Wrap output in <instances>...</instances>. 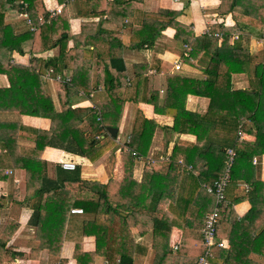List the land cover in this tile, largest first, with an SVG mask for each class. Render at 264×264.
<instances>
[{
  "label": "trees",
  "instance_id": "obj_1",
  "mask_svg": "<svg viewBox=\"0 0 264 264\" xmlns=\"http://www.w3.org/2000/svg\"><path fill=\"white\" fill-rule=\"evenodd\" d=\"M46 1L0 0V71L9 76L21 111L51 119L50 131L36 130L39 138L44 140L36 151L41 154L46 145H52L96 161L115 145V136L107 134L102 141L97 139V129L101 126L119 128L126 103L136 102L140 91L141 100L152 103L157 112L174 116L172 131L195 133L199 143L204 139L211 140L202 152L205 154H200L203 165L210 166V169L209 173L200 171L196 176L191 173L183 175L180 199L178 205H173L167 199L171 194L159 188V184L165 182V171L178 152L186 170L187 164L191 163L189 154L196 156V151L192 146L178 145L173 153L166 155L167 158L156 154L149 157L157 122L146 117L141 109L136 112L128 149L122 152L124 174L120 180L111 177L102 183L84 179L80 163L72 170L57 165L56 176L50 177L46 173V162L40 158H29L33 160L30 161L27 157L20 162L6 158L3 162L0 155V179H7L8 173L12 172L11 169L6 171L7 166L20 165L26 169L27 176L23 199L19 188L0 195V207L11 204V215L0 227V264H9L21 254L8 242L20 226L17 209L30 199L36 205L29 220L34 227L29 257L37 259V264L47 263L40 257L43 251L59 259L58 264H67L68 259L62 257L61 252L67 239L66 222L74 214L80 218L82 235L95 238L93 250H85L83 241H76L74 257L77 264H96L99 256L108 264H135L136 254L143 252L144 248L137 242L133 227H137L139 233L153 230L154 257L151 264H196L204 251L202 229L208 210L197 209L191 202L202 184L207 189L224 172L230 147L236 151V156L225 191L226 198L219 204L216 231L218 238H227L228 246L219 247L213 260L220 264H264L251 256L253 253L264 255V181L260 177L259 162L254 164V157L260 159L264 154V48L252 52L248 45L250 36L260 35L264 28V0H221L215 11L224 16L231 14L235 23L228 25L222 19L209 24L200 34L195 32L191 23L181 18L185 7H161L150 11L144 9V0H112L110 16L131 26L132 30L130 33L109 31L101 24L102 17L108 13V0H86L84 16L98 17L96 22L82 25L85 29H95L93 37H89L93 48L86 46L91 44L89 42L81 46L82 35L72 31L66 5L74 0H57L64 6L55 15H51ZM125 8L134 11L132 19L126 22L123 19ZM10 9H15L17 15L27 12L31 23L21 17L13 23L5 22ZM168 27L174 29L177 45L166 44V47L182 58L179 69L154 54L150 62H138L129 72L122 56H110L108 50L103 52L99 47L113 39H118L126 49L151 47ZM27 41H31L27 63H12L9 53H24ZM57 46L59 50L55 56L38 55ZM96 51L100 54L98 57ZM184 65L202 69L207 78L181 72ZM172 67L174 71H171ZM161 71L167 78L162 103L160 90L154 87V73ZM239 73H247L250 89L235 85L234 75ZM141 75L144 76L142 88L139 84ZM49 78L56 83L60 111L45 92L43 80ZM101 86L108 98L96 102L88 115L78 117L73 100L92 98ZM191 93L209 97L206 112L186 109L187 97ZM75 115L78 118L76 123L72 121ZM192 125H196V129H191ZM219 127L222 143L215 142L213 137V132L220 135ZM244 131L254 134L255 141L243 139ZM182 149L185 156L180 151ZM147 158L152 160L147 163ZM138 161L143 162L142 177L135 178ZM242 181L250 185L249 190L228 198L229 190L234 191ZM245 198L252 206L240 219L236 218L233 206ZM71 207H80L83 212H71ZM179 211L184 214L182 222L175 215ZM174 226L183 230L177 247L170 245Z\"/></svg>",
  "mask_w": 264,
  "mask_h": 264
},
{
  "label": "crops",
  "instance_id": "obj_2",
  "mask_svg": "<svg viewBox=\"0 0 264 264\" xmlns=\"http://www.w3.org/2000/svg\"><path fill=\"white\" fill-rule=\"evenodd\" d=\"M56 1L57 0H47L46 2L49 6H52ZM85 1L86 0H74L68 3L66 6L71 17L70 23L72 31L75 33H80L82 35L83 41L80 42V45L83 46L86 42H89L91 44H88L86 46H90L91 48H93V43L92 41H89V37H93V35L95 34V29H85L82 27V25L85 22H96L98 20V17L89 18L84 16L86 6ZM220 2L221 0H144L142 5L145 10L150 11H156L161 7L173 9H182L185 7V11L181 18L186 20L188 23H191L195 29V32L197 34H200L207 30L209 24L221 21L222 19H225L228 25L235 23V19L231 14H227L224 16L215 11V8L219 6ZM111 9H113L112 0H108V13L101 19L102 26L109 31L120 30L124 33H130L132 27L129 25H123L120 20L110 16ZM133 12L134 11L132 8L124 9V22L130 21L132 19ZM18 19L19 17L16 13V10L10 9L6 14L5 22L13 23ZM173 32L174 29L171 27L165 29L163 31V34L159 37L158 41L151 47L126 49L119 43L118 39H113L109 44L102 43L99 45V47L103 52H106L108 50L110 56H122L127 64L129 72L132 71L134 64H137L138 62H150L154 54H157L165 60H168L174 65V62L176 60H181L182 62V58L179 57L171 49H168L166 47V44L172 46L177 45V41L174 38ZM234 37H236V35H234ZM258 38L259 35L250 36L248 45L252 52L261 49ZM70 44L72 45V42ZM30 46L31 41H27L24 44L25 51L22 54L17 51H11V53H9L10 61L12 63H27L29 56L27 51L29 50ZM58 50L59 47L57 46L41 52L38 55L43 57L55 56L58 53ZM96 54L97 57L100 55L97 51ZM173 67L171 68V71H174ZM152 71L153 70H151V72ZM181 72L193 77L207 78V74L198 67L184 65ZM234 81L236 83L235 85L250 89L247 73L235 74ZM143 83L144 76L141 75L139 77V84L141 88L143 86ZM43 85L46 94L52 97L55 108L60 111L61 107L59 97L57 95V87L55 81L53 80V78L44 79ZM154 87L155 89L160 90V102L162 103L165 98L167 88L166 73H164L163 71L154 73ZM140 96L141 94L139 91L136 102L131 101L126 103L122 122L120 127L118 128V132L120 130H123L124 133L127 134V137L129 135L132 136L136 112L138 109H141L146 117L152 118L157 122V129L152 137V143L149 149V157H152L154 154H156L160 155L161 158H167L166 155L173 153L175 151L174 148L178 145H183L184 147L192 146L193 148H195L196 156L195 154H189L188 158L191 160V163L187 164L186 170H184L185 164L182 162V159H180V153L178 152L177 158L171 160L169 169H166L165 171L167 175L165 174V172L161 174L162 176L163 174H165L166 179L164 183L159 184V188L161 187V189H164L166 192L171 194V198L167 199L171 200L174 203L173 205H178L176 203L178 199H180V190L184 186L183 175H185L186 173H191L196 176L200 171L209 173L210 166L207 167L203 165L204 159H201L200 154H205L202 152L211 140L204 139L201 143H199V141L197 140V135L195 133H177L172 131L171 126H173L174 123V116L171 113L157 112L152 103L141 100ZM107 98L108 94L104 87H98V90L93 93L92 98L80 97L73 100V107L76 111L75 114L78 117L82 118L93 111V106H95L96 102L106 100ZM209 101L210 99L207 96L195 95L191 93L187 97L186 109L194 112L204 113L208 108ZM76 115L72 120L74 122H78V118H76ZM0 123L3 124L0 125V155L3 158V162H6V158H8V161L12 160L16 162H20L21 159H27V157V160L40 158L41 160H44L46 162V173L50 177H55L56 166L60 165V161L65 158H73L81 164L82 178L84 179L98 180L104 183L107 182L111 177L118 180L123 178L124 169L122 163V152H118L115 145L112 147V158L114 157V161H109L110 170H107V168L105 167L106 157H108V153L110 150L104 153L96 161H90L84 156L78 155L76 153H71L52 145H46L41 150V154L36 151L40 148L41 143L44 141L39 138L38 134H36V130L42 132L50 131L51 119L47 116L33 115L21 111L13 88L11 86L10 78L3 71H0ZM75 123L69 125V127L73 126ZM196 125H192L193 127L191 129H196ZM106 127L101 126L96 131L97 134H99L100 132L102 133V138H104L107 134L111 135ZM100 128L104 129L100 131ZM216 128L217 126L215 125L214 129ZM218 130L220 132V135L217 134L218 132H213L214 141L222 143L223 136L221 135V127H219ZM243 139H246L249 142H254L256 136L252 133L244 131ZM197 144H200L201 146H198ZM180 151H182V153L184 154V149ZM257 161L260 165V177L264 181V154L260 157V159L257 158V156L254 157V164H256ZM192 162L196 164V167H194ZM142 163L143 162L138 161L136 164V170L134 173L135 178L142 177ZM1 166L2 165L0 164V167ZM9 169H11L12 172L8 173V178L0 179V195H7L13 188H19L20 198L23 199L26 194V169L24 167H20V165L14 168H12L11 166H7L6 171ZM206 177H209V175ZM192 183L195 184L194 181H192ZM246 184L248 183L242 181L239 183L238 187L234 189V191H231V188L228 193L230 197L228 196V198L231 199L232 195L237 196L238 194H245L244 192L247 191V189L245 188ZM169 194L167 197H169ZM211 194L212 193L208 192L206 187H204V184H202L191 202L192 206L200 210L209 211V209L214 206L215 202V199ZM35 205L36 202L32 203V199H30L29 202L23 203L20 209H17V220L20 226L18 230L12 235L8 244H12L14 250L21 252V254H18L15 259L9 264L38 263L37 259H32L29 257V251L32 240L34 238V234L27 235L25 241L21 242V234L24 228H27V230L30 229L34 233V227L30 224L29 220L33 209L35 208ZM251 206L252 204L250 200L246 198L236 202L233 206L235 217L240 219L245 213L249 211ZM10 210L11 204H9L7 207H0V227L5 223L9 215H11ZM180 212L181 211L177 212L175 215L176 217H178L177 219L179 220V222H182L184 221V214H179ZM74 215L75 216L71 217V219L67 220L66 222L67 239L64 241L61 252V256L68 259L67 264H77L74 257V250L77 240L83 241L85 250H93L95 248L94 236L82 235L80 218L78 214ZM133 232L135 233L137 242H139L144 248L143 252L141 251L140 253L136 254L135 264H151L154 257V248L152 246L154 238L153 230L150 229L146 233H139L138 228L133 227ZM182 236V228L179 226H174L170 237V245L173 247H177L180 244ZM251 256L257 258L261 262H264V255L253 253ZM40 257H43L47 260L46 264L60 263L59 259L52 255H49L47 251L41 252ZM96 264L108 263L104 257L99 256L96 259Z\"/></svg>",
  "mask_w": 264,
  "mask_h": 264
},
{
  "label": "built area",
  "instance_id": "obj_3",
  "mask_svg": "<svg viewBox=\"0 0 264 264\" xmlns=\"http://www.w3.org/2000/svg\"><path fill=\"white\" fill-rule=\"evenodd\" d=\"M63 6L64 3L55 2L52 6H49L48 9L50 10L51 15H55L61 11ZM18 17L26 18L28 23H31V19L27 12H19ZM258 42L261 45V48H264V28L259 35ZM174 65L176 69L181 68V60H176ZM239 133L242 135L241 130H239ZM96 137L101 139L102 133L100 132ZM130 138L131 136L129 135L125 140H123L119 133L116 134L115 140L119 143L117 148L118 152H123L124 150L128 149L127 143L129 142ZM227 155V164L224 172L214 180L212 185L207 187L208 192L214 195L215 202L212 209H210L205 215L204 226L202 229L204 251L198 257L196 264H220L219 262L213 260L217 249L219 247L228 246V240L226 238H218L216 236L217 223L219 221V204L222 203L226 198L225 191L231 180L232 166L235 160L236 151L230 147L227 149ZM151 160L152 158L146 159L147 162H150ZM60 165L64 169L72 170L77 167L78 161L73 158H65L60 161ZM245 188L248 190L250 185L246 184ZM71 212L81 213L83 212V209L80 207H72Z\"/></svg>",
  "mask_w": 264,
  "mask_h": 264
},
{
  "label": "rangeland",
  "instance_id": "obj_4",
  "mask_svg": "<svg viewBox=\"0 0 264 264\" xmlns=\"http://www.w3.org/2000/svg\"><path fill=\"white\" fill-rule=\"evenodd\" d=\"M119 135L123 138V140H125L127 138V134L124 133L123 130H120L119 131ZM118 146H119V143L115 140V147H116V149L118 148ZM112 153H113V148L110 149V151L108 153V157H106L105 167L107 168V170H110V162L109 161H112V162L114 161V157L112 158V155H113ZM32 234H34L33 231H31L30 229L27 230V228H24L23 231H22V234H21V242H24L25 241V238L27 237V235H32Z\"/></svg>",
  "mask_w": 264,
  "mask_h": 264
},
{
  "label": "water",
  "instance_id": "obj_5",
  "mask_svg": "<svg viewBox=\"0 0 264 264\" xmlns=\"http://www.w3.org/2000/svg\"><path fill=\"white\" fill-rule=\"evenodd\" d=\"M104 128H100V131H102ZM106 129L112 136H116L118 132V128L115 126H107Z\"/></svg>",
  "mask_w": 264,
  "mask_h": 264
}]
</instances>
